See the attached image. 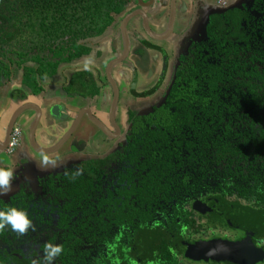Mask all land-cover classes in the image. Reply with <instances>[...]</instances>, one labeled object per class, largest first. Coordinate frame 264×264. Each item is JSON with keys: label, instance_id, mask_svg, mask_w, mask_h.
I'll list each match as a JSON object with an SVG mask.
<instances>
[{"label": "flooded vegetation", "instance_id": "1", "mask_svg": "<svg viewBox=\"0 0 264 264\" xmlns=\"http://www.w3.org/2000/svg\"><path fill=\"white\" fill-rule=\"evenodd\" d=\"M173 2L175 11L172 10ZM191 6L186 0H131L128 3L124 12L116 16L115 25L108 29L116 28L121 36L122 50L113 59L120 56L125 48L121 27L123 18L134 11H145L151 31L166 35V38L151 37L143 25V15H134L128 25L131 48L122 62L130 64L132 57L138 55V61H142L141 65L149 64L144 71V77L153 84L145 89L130 88L132 102L126 108V118L123 122L116 118L119 102L115 119L110 117L113 98L108 106V118L105 121L96 111L94 113L90 110L105 123L110 133L97 126L90 119L87 109L81 108V119L85 117L91 124L96 125L97 133L91 136V132L87 131V136L82 141L70 142L78 125L56 151L59 153L64 145L71 143V152L61 155L65 157V160H61L62 163L49 164L50 169L41 172L30 169L17 173V178L13 181L14 189L7 196L1 197V200L12 204L11 198L14 196L12 199L17 198L15 201L19 206L25 199L29 207L34 208L31 218L35 230L30 228L28 234L37 253L31 261L42 260L43 246L47 242H53L62 246L65 244L67 251L70 245L73 246L71 254L68 253L67 256V252H62L53 264H239L230 259H216L211 256H207V259L199 258L197 252L193 257L187 255L189 246L227 240L241 244V252L245 257L249 255L242 260L245 264H264V258L260 259L256 255L257 250L264 251V201L261 199L259 186L257 183L253 184V178L264 177V168L260 169V158L258 161H252L255 169L250 167L249 162H240V166H243L241 173L238 170L240 178L235 174L226 177L223 167L207 172L197 171L196 168H174V171L164 173L161 184L149 185L145 182L144 175L148 174L150 169L140 167L149 154L131 150L132 146L148 152L151 138L131 135L134 122L130 121L129 113L132 110L136 116L143 117L164 102L183 58L197 47L196 44L205 41L208 29L218 20L217 17H225L231 10L238 9L242 17L241 23L253 27L255 36L258 34L264 37V0H192ZM137 64L130 65L136 70V67H140V63ZM74 68L70 67L72 70ZM106 69L107 65L103 73L91 72V77L84 74L88 71L86 68L72 71H78L82 75L78 77L70 93L94 98L99 94L102 84L109 85L113 90ZM169 70L171 80L164 84ZM54 76L46 81L44 87ZM68 80L70 77L67 79L69 83ZM90 80H93L99 89L94 96L89 95V88L85 86ZM117 83L119 85L118 81ZM22 88L16 89L15 92L20 91V97L26 98L28 91ZM150 89L154 90L144 94ZM158 93H161L159 99L153 102L154 98L151 97ZM66 96L73 97L69 92ZM146 100L152 102L149 108L133 107ZM25 104L31 103L24 102L23 105ZM46 113L50 115L49 108ZM13 128L10 129L8 125L6 129L4 139L7 145ZM20 128L22 144L25 133L21 126ZM64 136L65 133L61 140ZM59 140L58 143L61 141ZM197 140L192 136L179 137V148L183 149V154H189L186 141L197 143ZM211 148L212 146L209 148V157L213 158ZM79 150L83 156L74 159L72 155ZM53 153L55 152L49 154ZM135 158L139 161H134ZM104 160L106 164L109 161L108 170L100 169L96 172L94 182L89 185L91 175L87 170V162L95 161L100 164ZM56 161L58 162L57 159ZM77 163L83 164V171L78 175L77 191H73L67 180L68 177L76 178L73 169ZM248 166L250 168H247ZM119 172H122L123 176L119 177ZM248 172L250 173L247 174ZM243 174L250 177L248 181L241 176ZM25 191H31L32 197H22ZM25 245L19 247L26 248ZM211 251L213 252V247Z\"/></svg>", "mask_w": 264, "mask_h": 264}, {"label": "trees", "instance_id": "2", "mask_svg": "<svg viewBox=\"0 0 264 264\" xmlns=\"http://www.w3.org/2000/svg\"><path fill=\"white\" fill-rule=\"evenodd\" d=\"M130 1L0 0V83L21 71L25 90L40 93L50 77L90 53L85 41L115 25L116 16L124 12ZM237 10L217 17L205 41L196 44L183 58L160 106L143 117L132 110L129 113L130 121L134 122L131 135L151 138L148 152L131 146L133 152L149 154L140 166L150 169L144 175L149 185L161 184L164 173L174 168L207 172L223 167L226 177L235 174L237 178H240L238 170L241 173L243 169L239 164L242 161L255 169L252 161L260 158V169L264 168V37L255 36L253 27L242 24ZM84 74L92 76L90 71ZM80 75L75 72L70 78L68 91L71 92ZM85 86L89 95L98 93L93 80ZM186 136L198 139L197 143L186 141L189 154H183L179 148L178 138ZM211 146L213 158L209 157ZM105 161L87 162L89 185L94 182L96 172L107 169L109 161L107 164ZM78 168L83 169V164L77 163L73 171L76 173ZM118 176H123L122 172ZM241 176L247 181L250 178ZM253 179L264 201V177ZM78 180V175L75 179L68 177L73 191H77ZM22 197L31 198L32 192L25 191ZM12 198L11 204L0 197V208L15 205L33 216L34 208L24 198L20 206L16 205L17 198ZM28 232L21 235L10 226L0 232V264H32L37 250ZM65 246L63 253L71 254L73 246L68 251Z\"/></svg>", "mask_w": 264, "mask_h": 264}, {"label": "crops", "instance_id": "3", "mask_svg": "<svg viewBox=\"0 0 264 264\" xmlns=\"http://www.w3.org/2000/svg\"><path fill=\"white\" fill-rule=\"evenodd\" d=\"M186 1H188V5L192 7V0ZM87 41H89L88 45L91 48V54L75 60L68 66H64L57 76L50 79V83L46 85V87L43 88L39 94L35 95L33 92L28 91V93H26L27 97L21 98L19 95L20 91L18 93L15 92L16 89L22 88L23 86V75L21 71L18 76L13 74L5 80H2L0 83V166H11L17 173H23L24 171L30 169L41 172L46 169L45 167L38 165L42 152L34 149L29 138L30 127L37 116L35 109H27L25 113L19 115L15 123V125H20L22 127L27 141H25L24 138L22 144L12 154L7 153L6 151L7 144L4 139L6 129L8 128V125H10V121L15 111L23 105L24 102L31 103L29 105L41 107L43 115L41 116L35 131L36 146L39 149H51L55 147L58 144V140H61L64 133H67V130L73 123V119L81 108L89 109L94 113L96 111L98 116L104 121L108 118V106L114 96L112 94L114 92L109 85L107 86L102 84L98 95L94 98H86L85 95H80L79 93H76V95L70 93V91H68V87L71 80H68V83L67 79L68 77L71 78L74 76L72 73L78 72L72 71L76 69L80 70L81 68L84 69L86 64L88 65L86 70L92 73L95 71L103 73L107 63L117 56L122 50L121 36L119 31L115 28L108 30L103 36L93 37L87 39L85 42ZM131 63H140V67H136L135 70L130 65ZM131 63H118L113 67L112 71L113 76L117 79L121 88L120 101L116 112V118L119 122L125 121L126 108L132 102V90H130V88L132 87L133 90L135 87H138V89H145L151 87L153 84V82H148L144 77V71H146V67H149V64L145 66L141 65L142 61H138V55H134L132 57ZM70 67L75 68L72 70ZM67 71L70 72L68 73ZM67 91L70 96H73L72 98L66 96V94L68 95ZM52 104L63 105V111H65L66 115H68L67 118H51V115L46 112L48 106ZM95 126L96 125L93 123L91 124L87 118L83 117L70 142L73 140L76 142L82 141L86 138L87 131L91 132V136L95 135L97 133V128ZM69 145H71V143ZM69 145H64L59 153L55 151L53 154H47L57 159L58 164H60L62 163V159L65 160L64 155L71 152ZM80 152V150L76 151L72 157L74 159H79L83 156ZM62 154L64 155L61 156Z\"/></svg>", "mask_w": 264, "mask_h": 264}, {"label": "water", "instance_id": "4", "mask_svg": "<svg viewBox=\"0 0 264 264\" xmlns=\"http://www.w3.org/2000/svg\"><path fill=\"white\" fill-rule=\"evenodd\" d=\"M139 1L143 2V0H139ZM172 5H173L172 10L175 11L174 10L175 9L174 2ZM138 13H141L143 15V18H144V24L143 25L145 27V30L149 33V35L151 37L156 38V39L166 38V35L156 34V33L151 31V29L149 28L148 20H147V14L143 10L128 13L123 18V20L121 22V27H122L123 36L125 39L124 51L120 56L111 60L108 63L107 69H106L108 79H109L110 83L112 84L113 92H114V96H113V100H112L111 108H110V117L112 120L115 119V112H116V108H117V105L119 102V97H120V88H119L117 81L115 80V78L112 75V68L114 65L124 61L126 59L127 55L129 54V51L131 48V38H130V35L128 33V25H129L130 19L133 18L134 15H136ZM173 14L174 13H172V20H173ZM48 108H49V113L51 115V118L52 117H54V118H65L66 117L67 118V116H68V115H66L65 111H63L64 107L61 104H52V105H49ZM27 109H35L37 111V116H36L32 126L30 127L29 138H30L31 145L37 151L45 152V153H51V152L57 151L67 141V139L73 134V132L76 130V128L78 127V125L81 121V117L83 115L82 111L76 115V117H75V119L71 125V128L67 131L64 138L55 147H53L51 149H39L36 146L35 131H36L37 125L39 123V120L42 116L41 107H37L34 105L29 106L28 104L20 106L15 111V113H14V115L10 121L9 128L10 129L13 128V126L15 125L16 120L19 117V115L25 113V111ZM86 111L89 113L90 119L97 126H99L104 132L110 133V131L107 128V126L105 125V123H103L99 118H97L94 114H92L89 109H87ZM212 247H213V252L211 251ZM196 252H197L199 258L203 257V258L207 259L208 258L207 256H211V257H214L216 259H230V260H233L235 262H239V264H245L242 260L249 256V255H247V257H245V255L241 252V244L240 243L231 242V241H227V240H215V241H210V242H202V243H198L197 245L192 246V247L189 246L188 251H187V253H188L187 255L193 257ZM256 255L259 256L260 259H263L264 258V251L263 250H257Z\"/></svg>", "mask_w": 264, "mask_h": 264}, {"label": "clouds", "instance_id": "5", "mask_svg": "<svg viewBox=\"0 0 264 264\" xmlns=\"http://www.w3.org/2000/svg\"><path fill=\"white\" fill-rule=\"evenodd\" d=\"M88 65H85L87 68ZM49 164H56V159L49 154L42 152L38 165L45 167ZM82 169H77L75 175L82 174ZM17 178L16 170L11 167L0 166V197L7 196L13 190V181ZM12 231L21 235L28 232L31 228L35 230V225L29 212L23 208L15 205L0 208V232H3L7 227ZM63 246L47 242L43 246V257L40 259H33L32 264H53L55 259L63 252Z\"/></svg>", "mask_w": 264, "mask_h": 264}, {"label": "built area", "instance_id": "6", "mask_svg": "<svg viewBox=\"0 0 264 264\" xmlns=\"http://www.w3.org/2000/svg\"><path fill=\"white\" fill-rule=\"evenodd\" d=\"M21 128L19 125H15L11 134L9 144L7 145V153H14L21 144Z\"/></svg>", "mask_w": 264, "mask_h": 264}, {"label": "rangeland", "instance_id": "7", "mask_svg": "<svg viewBox=\"0 0 264 264\" xmlns=\"http://www.w3.org/2000/svg\"><path fill=\"white\" fill-rule=\"evenodd\" d=\"M170 80H171V71L169 70L168 73H167L166 81H164V84H167V82L170 81ZM160 95H161V93H158V94L153 95L151 97V98H154L153 99V102H155L156 100H158L159 97H160ZM151 105H152V102L150 100H146L143 103L140 102V105H137V106L134 105L133 107H138V108L139 107H146V108H149ZM25 141H27L26 140V135H25ZM56 163H58V162L56 161ZM46 169H50L49 165L46 166ZM13 189H14V186H13Z\"/></svg>", "mask_w": 264, "mask_h": 264}]
</instances>
